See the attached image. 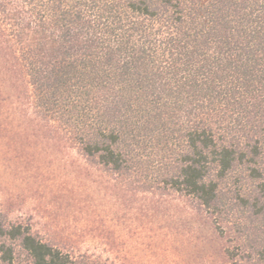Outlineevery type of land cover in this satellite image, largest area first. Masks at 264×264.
Instances as JSON below:
<instances>
[{"label":"trees","instance_id":"16d2710c","mask_svg":"<svg viewBox=\"0 0 264 264\" xmlns=\"http://www.w3.org/2000/svg\"><path fill=\"white\" fill-rule=\"evenodd\" d=\"M0 58L43 137L192 201L227 264H264V0H0ZM75 263L0 217V264Z\"/></svg>","mask_w":264,"mask_h":264},{"label":"rangeland","instance_id":"374dc122","mask_svg":"<svg viewBox=\"0 0 264 264\" xmlns=\"http://www.w3.org/2000/svg\"><path fill=\"white\" fill-rule=\"evenodd\" d=\"M23 79L9 74L0 58V217L27 225L70 252L75 264L230 261L226 250L233 243L192 201L134 194L121 178L43 137L25 112ZM15 260L26 261L18 247Z\"/></svg>","mask_w":264,"mask_h":264}]
</instances>
